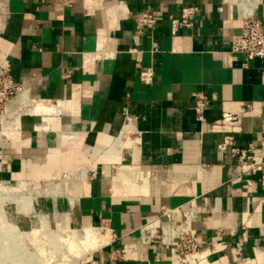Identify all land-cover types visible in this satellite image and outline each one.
Here are the masks:
<instances>
[{
    "label": "crops",
    "instance_id": "1",
    "mask_svg": "<svg viewBox=\"0 0 264 264\" xmlns=\"http://www.w3.org/2000/svg\"><path fill=\"white\" fill-rule=\"evenodd\" d=\"M189 5L193 24L172 34L170 16ZM144 10L159 21L139 32ZM0 11V64L45 101L38 112L2 106L0 185L80 171L68 214L111 233L96 264H177L175 245L140 229L162 207L176 221L181 208L197 213L194 263L264 264L259 174L217 147L229 134L264 162V57L230 46L244 16L264 26V0H0ZM196 93L208 101L203 120Z\"/></svg>",
    "mask_w": 264,
    "mask_h": 264
},
{
    "label": "built area",
    "instance_id": "2",
    "mask_svg": "<svg viewBox=\"0 0 264 264\" xmlns=\"http://www.w3.org/2000/svg\"><path fill=\"white\" fill-rule=\"evenodd\" d=\"M199 12L196 5L181 8L180 17L170 16V30L172 34L177 33L182 26H191L195 16ZM159 17L150 10L139 12L134 17L135 28L141 32L145 29L154 30L158 24ZM232 52L244 54L247 58L264 57V26L260 19L253 14L244 16L241 21V31L234 34L230 39ZM68 77L69 74L67 73ZM153 72L150 67H144L139 72V80L145 84L151 83ZM16 82L8 67L0 64V108L10 98L15 97L21 88ZM194 110L196 118L203 120L204 110L208 101L203 94L194 95ZM236 115L223 113L221 122H233ZM223 156L229 154L235 157L240 164L246 165L245 172L248 174H259L258 182L264 187V162L254 156L256 145L248 144L239 147L234 144L232 135H224L217 145ZM173 208L162 207L156 216L146 220L140 227L141 230H150L152 237L163 245H175L178 258L177 264H196L192 260L199 251V242L193 230V224L198 220L197 213L189 208H181V219L176 221ZM109 237L111 233L109 232Z\"/></svg>",
    "mask_w": 264,
    "mask_h": 264
},
{
    "label": "rangeland",
    "instance_id": "3",
    "mask_svg": "<svg viewBox=\"0 0 264 264\" xmlns=\"http://www.w3.org/2000/svg\"><path fill=\"white\" fill-rule=\"evenodd\" d=\"M0 111H2V108ZM46 164L47 162H45V166ZM80 174V171H60L48 180L36 181L32 179L26 180L21 185L19 184L21 181L3 183L0 185V200L4 198L14 200L33 198V209L30 210L29 213H22V215L25 219L30 220V224L34 221L38 222L40 220L42 224L45 225V227L41 229L44 232H48V229L51 228L53 247L50 246V243H46L43 245L44 249L42 250L38 249L34 244H31L30 246L26 243L27 241H25V244H23L24 242L19 243V247H15V253L28 252L32 258V264H96L94 260L96 250L109 241L108 235L104 237L105 232L104 230H101V226L97 225V229L99 233L102 234V238L105 239L104 242L98 241L97 243H94L95 245L87 244L83 247L84 249H82L81 252L76 253L71 250L69 251L68 245L65 244V240L71 236L69 229L66 227L67 222L65 220L68 221L69 226L72 225L71 227H74L77 233L84 232V225L80 227V225L72 221L68 214L69 209L67 207V205L74 204L68 199V197L70 193L72 194V184H76L80 180ZM57 185H60V189L57 188L59 187ZM32 216H34V218ZM53 217L54 220L52 222L51 220ZM26 221L21 224L23 228L28 226V222ZM42 237L43 236H40V238ZM45 250L52 254L50 257L48 256V261L43 259L46 252ZM70 252H73V254H70ZM24 257L22 256V258Z\"/></svg>",
    "mask_w": 264,
    "mask_h": 264
},
{
    "label": "bare ground",
    "instance_id": "4",
    "mask_svg": "<svg viewBox=\"0 0 264 264\" xmlns=\"http://www.w3.org/2000/svg\"><path fill=\"white\" fill-rule=\"evenodd\" d=\"M22 89H23V86H21L15 98L12 97V99L10 98L11 100L8 99L9 101L7 100L8 102L7 101L5 102L6 112L15 111V110H20L21 112H28V111L33 110V111L38 112L40 108L45 106V101L43 100L42 101L41 100H36V101L30 100L26 91L21 92ZM2 106L1 108L3 109ZM126 129L127 128L123 129L122 132H124ZM122 136H124L123 133L121 134V138ZM73 157L75 156L70 155L67 158L70 161H72L75 159ZM42 167L46 169L47 164L46 166L45 164H43ZM33 171L34 170L29 171L28 174L39 175V172L35 171L34 173ZM80 177L82 180L85 178V176L83 177V175L81 174H80ZM57 186H59L57 188L60 189V185H57ZM74 199L75 198L73 196H70L69 200L74 203ZM32 203H33V198H27L24 200H16V199L14 200V199L4 198L0 200V240H1L0 241V264H32L31 262L32 258L30 254H28V252H23V253L16 252L18 253L16 254L14 251L15 247H19V243L24 242L23 244H25V241H27L26 243H28L30 246L31 244H34L38 249H42V250L44 249L43 245H45L46 243H50V246L53 247L52 245L53 239H52L51 230H50L51 228L48 229V232H44L41 229L45 227V225H43L39 219H38L39 220L38 222L34 221L32 222V224H30L29 223L30 220L25 219L24 216L22 215V213H27V212L29 213V211L33 209ZM6 209H9V210H6ZM32 217L34 218V216ZM53 220H54V217L52 218L51 221L53 222ZM24 221L28 222L27 224L28 226L26 228H23L21 225L22 223H24ZM65 221L67 222L66 227L69 229V232L71 233V236L65 240V244L68 245L69 251L71 250L74 253L81 252V250L84 249L83 247L87 244L95 245L94 243H97L98 241L99 242L105 241V239L102 238V234L99 233L96 223L95 224L90 223V224L84 225V232L77 233L74 227H71L72 225L69 226L68 221L67 220ZM101 228H102L101 229L102 231L105 229L104 226H102ZM106 235L107 234H104V237ZM40 236H43V237L40 238ZM45 251L46 252H45L43 259L48 261L49 257L52 254L51 252L47 250ZM73 252H70V254H73ZM22 256L23 257L25 256V257L22 258Z\"/></svg>",
    "mask_w": 264,
    "mask_h": 264
}]
</instances>
